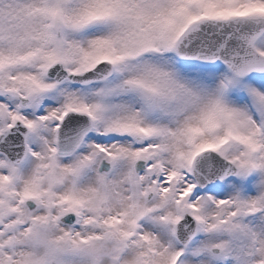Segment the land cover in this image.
Masks as SVG:
<instances>
[{"label":"snow or ice","instance_id":"snow-or-ice-1","mask_svg":"<svg viewBox=\"0 0 264 264\" xmlns=\"http://www.w3.org/2000/svg\"><path fill=\"white\" fill-rule=\"evenodd\" d=\"M0 264H264V0H0Z\"/></svg>","mask_w":264,"mask_h":264}]
</instances>
